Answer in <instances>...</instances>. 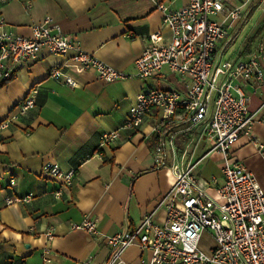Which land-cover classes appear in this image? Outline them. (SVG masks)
<instances>
[{
    "label": "crops",
    "instance_id": "1",
    "mask_svg": "<svg viewBox=\"0 0 264 264\" xmlns=\"http://www.w3.org/2000/svg\"><path fill=\"white\" fill-rule=\"evenodd\" d=\"M157 1L176 10L188 0ZM229 2L238 7L243 0ZM255 14L259 17L254 23ZM45 17L72 36L84 52L127 74L133 73L134 60L148 46L149 34L160 31L165 40L169 38L152 0L0 2V18L18 35L30 36L31 26ZM263 18L264 0L244 6L240 19L232 24L217 16L225 26L230 25L227 39L216 51L217 60L246 61L256 55L258 46H264V27L252 40L248 37ZM72 55L43 51L38 59L0 82V121L16 111L32 90L37 91L34 107L0 134V264H108L109 248L89 233L72 229V225L91 219L101 235H112L133 229L146 213L154 212L153 220L158 223L165 218L159 202L171 188L173 177L168 170L155 167L152 141L146 137L153 118H147L130 139L123 134L121 140L104 147L101 155L96 152L99 137L119 128L138 93L178 88L175 80H168L166 75L106 84L92 71L74 75L68 70L79 84L70 88L61 78L50 77L49 72ZM260 64L263 81L244 87L250 97L248 111L254 117L252 138L239 139L233 159L244 164L264 190V158L250 142L252 139L264 145V62ZM163 79L169 83L161 82ZM185 140L186 136L179 137V148ZM200 145L194 161L207 151ZM205 158L197 166V177L204 180L202 176L208 171L210 179L221 183V157L213 154L200 167ZM46 166H57L63 172L73 170L74 176L65 184L45 174ZM206 191L214 195L212 186ZM28 194L29 201L5 206L6 197ZM50 229L53 235L47 240L45 234ZM204 240L211 241L208 235ZM45 246L49 263L42 261ZM149 258V251L141 252L132 245L123 252L121 261L144 264Z\"/></svg>",
    "mask_w": 264,
    "mask_h": 264
},
{
    "label": "built area",
    "instance_id": "2",
    "mask_svg": "<svg viewBox=\"0 0 264 264\" xmlns=\"http://www.w3.org/2000/svg\"><path fill=\"white\" fill-rule=\"evenodd\" d=\"M152 1L161 13L162 26L169 30V38L165 40L160 31L149 34V44L134 60L132 74L84 52L50 17L31 26L28 37L8 29L0 18V82L38 59L43 51L58 56L73 54L49 72L50 77L61 78L70 88L79 84L68 70L74 75L92 71L106 84L171 75L178 88L138 93L119 128L99 137L96 152L101 155L104 147L121 140L123 134L130 139L147 118L154 119L146 136L153 144V161L156 168L168 170L173 177L171 188L159 202L165 210L163 222H155L154 212H150L133 229L112 235H101L91 219L72 225V229L101 240L110 250L108 264H123L121 256L132 245L141 252H150L144 264H264V190L244 164L233 159L239 139L252 138L254 117L249 114L250 97L244 87L263 81L260 62H264V46L260 44L256 55L246 61L216 58L230 26L216 17L222 15L232 24L253 0H243L238 7L230 6L229 0H188L176 10ZM36 93L32 90L16 111L0 121V134L34 107ZM180 136H186V140L179 148ZM203 141L208 149L194 161V153ZM250 142L264 158V145L252 139ZM212 153L222 159L221 183L216 178L202 180L196 175L198 164ZM44 173L65 184L74 176L73 170L63 172L57 166H46ZM13 183L11 179L10 185ZM210 186L213 196L206 191ZM30 198L31 194L23 198L9 196L5 206ZM52 235V229L45 234L47 240ZM205 235L212 241L207 250L201 246ZM48 255L45 246L44 263H49Z\"/></svg>",
    "mask_w": 264,
    "mask_h": 264
},
{
    "label": "rangeland",
    "instance_id": "3",
    "mask_svg": "<svg viewBox=\"0 0 264 264\" xmlns=\"http://www.w3.org/2000/svg\"><path fill=\"white\" fill-rule=\"evenodd\" d=\"M258 17H259V15L255 14V16H254L253 19H252V20L254 21V23L256 22V20L258 19ZM167 76H168V80L174 79V78H173L171 75H169V74H167ZM168 80H167V79H163L161 82H163V83H165V84H168V83H169ZM160 86L163 87L162 83L160 84ZM200 147H203V148L208 149V144H205L204 141H203V142L201 143ZM199 152H201V150H200ZM212 157H213V154H209V155H207L206 158H205L206 160L202 163V165H201L200 167L204 166V164H205L206 162H208ZM209 175H210V174H208V171H206V173L203 174L202 177H203L204 180H209V179H210V176H209ZM210 245H211V241H210V240H203V241L201 242V246H202V248H203L204 250L209 249Z\"/></svg>",
    "mask_w": 264,
    "mask_h": 264
},
{
    "label": "trees",
    "instance_id": "4",
    "mask_svg": "<svg viewBox=\"0 0 264 264\" xmlns=\"http://www.w3.org/2000/svg\"><path fill=\"white\" fill-rule=\"evenodd\" d=\"M263 27H264V18L254 28V30L252 31V33L248 37V40H252L262 30ZM152 148H153V144H152Z\"/></svg>",
    "mask_w": 264,
    "mask_h": 264
}]
</instances>
